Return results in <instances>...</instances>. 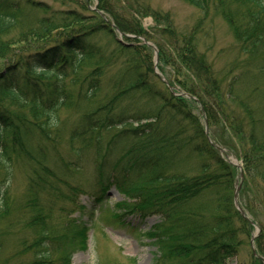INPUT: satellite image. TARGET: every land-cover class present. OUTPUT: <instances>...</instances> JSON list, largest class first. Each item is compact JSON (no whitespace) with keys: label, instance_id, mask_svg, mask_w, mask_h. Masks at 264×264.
Masks as SVG:
<instances>
[{"label":"trees","instance_id":"16d2710c","mask_svg":"<svg viewBox=\"0 0 264 264\" xmlns=\"http://www.w3.org/2000/svg\"><path fill=\"white\" fill-rule=\"evenodd\" d=\"M65 1L76 8L55 9L43 0H0V247L10 229L22 222L23 229L38 224L33 240H21V253L35 255L30 264H54V246L65 252L63 260L71 264L74 250L87 249L94 221L90 228L82 222L66 225L69 232L61 234L56 244L46 227L44 218L49 215L41 196L51 194L53 181L78 193L69 178L72 172L91 167L97 178L92 190H96L95 203L102 205L111 187L139 199L133 207L126 202L116 206L120 213L111 216L116 223L124 225L122 218L130 213L143 219L159 217L158 224L143 233L156 248L155 264H226L251 225L234 205L238 169L210 143L202 115L195 112H205L212 126L221 123L231 129L223 130L224 136L228 133L245 142L238 153L246 174L240 202L249 213L255 208L264 213V112L255 100L260 86L251 85L248 94L243 91L244 82H253L263 66L221 74L199 52L196 31L183 36L169 32L174 36L167 47L165 36L154 40L140 21L116 13L115 3L98 0V9L111 16L122 32L144 36L157 45L159 70L165 74V67L172 64L176 76L172 73L175 79L170 84L195 100L174 96L154 73L146 47L142 54L141 47L119 43L110 23L91 11L88 3ZM185 1L203 11L221 8L235 25L242 53L261 54L264 61V0H241L245 22L238 26L230 6L235 0ZM101 32L110 36L114 49L94 41ZM91 60L94 66L83 72L84 62ZM121 61L109 79L110 92L103 93L104 73ZM83 104L89 109L65 130L60 108ZM214 137L230 151L239 146ZM64 139L67 151L57 152ZM19 159L31 170L24 207L11 198L12 170ZM150 187L155 190H144ZM80 209L85 211L83 206ZM17 211L22 215L14 219ZM263 236L256 239V249L264 258ZM253 260L264 264L260 258Z\"/></svg>","mask_w":264,"mask_h":264},{"label":"rangeland","instance_id":"374dc122","mask_svg":"<svg viewBox=\"0 0 264 264\" xmlns=\"http://www.w3.org/2000/svg\"><path fill=\"white\" fill-rule=\"evenodd\" d=\"M43 1L53 5L55 9L76 8L73 2H67L65 0L62 2H57L58 0ZM75 1L81 2V0ZM83 1L88 3V7L92 6L89 9L98 8L99 6L98 0ZM110 2L112 6L115 3L114 9L116 13L120 12L122 15L129 17L128 19L135 18L140 21L142 28L147 31L148 35L153 37L154 40L157 41L158 39L161 41V39L163 40L162 37L165 36L164 38L166 40H164L167 47H170V42L173 41L174 36L169 32L172 31L178 36H183L185 34L189 35V32L196 31L198 34L197 41L200 48L198 49L199 52H204V54L207 55L208 62H211L214 68L221 74H224L225 71L232 68L235 71H240L246 67H259L258 65L260 63L263 69L258 72V76L256 75V78L252 80L253 82L250 80L244 82L243 91L244 94H248L247 90L251 85H259L260 94L255 100L260 106V109L264 112V61H262V55L256 54L250 56L242 53V46L239 44L240 40L237 39L238 33L234 27L235 25H232L221 8L210 6L207 11H203L185 0H110ZM230 6L231 13L237 18V20H235L236 25L238 26L239 22H245L241 19V15L243 14L242 1L235 0ZM123 9H126V11L129 10V14L132 16L125 12H121L124 11ZM102 14L106 16L108 22L115 24L111 16L104 12H102ZM156 19L159 22H156ZM167 28L170 30L167 31ZM163 30L167 34L162 32ZM258 30L260 32L261 27H259L257 31ZM56 32H61L62 35L67 33L63 30H56ZM62 35L59 36L61 37ZM97 35L98 37L95 36L93 38L95 42H100L105 49L112 50L115 48L113 44H111L110 36H106L103 32ZM116 36L122 39V42L126 45L141 47L142 49L140 51L142 54H144L143 52L145 51L143 48L146 47V52L152 57L154 69L156 62L155 50L158 51L159 48L153 41L141 36L151 45L147 46L144 40L126 38L124 35L120 34L119 31H114V40L117 39ZM36 42V44H40L42 41L36 40ZM261 49H264V42ZM170 51L173 52L174 50L170 49ZM173 58L176 59V56ZM93 63L94 60L84 62L82 67L83 72H87L91 69L94 66ZM121 65L122 61L110 65L107 68L106 73H104L102 85L103 93L110 92L109 86L111 85L109 84V79L113 74H116L118 67ZM159 65L158 63V67ZM172 68V64L165 67L166 73L163 75L168 81H174L176 76ZM75 101L76 98L74 97L73 102ZM92 104H95V102H92ZM239 107L240 106H236L237 109ZM150 108L154 109L155 105H150ZM88 109V104L61 107L59 110V118L61 124H64L63 128H65V130L69 129L71 124L74 121H78L79 117ZM243 112L245 113V109L242 110V113ZM195 113L201 117L200 112ZM202 123L203 125L205 124L204 119H202ZM220 124H214L212 126L208 121L209 134H211L213 138L216 136L221 140H225V142L233 141L238 143L239 146L234 145L235 151L226 149L232 155V157H229V160L230 158H234L238 161L239 165L244 167L242 156L238 153L240 148L244 147L245 142L235 136L231 137L228 133V136H224L223 134L225 133L223 130L231 129L222 127ZM67 149L68 144L66 139L62 140L61 144L56 148L57 152L59 151L62 153L66 152ZM54 151L55 149L51 150L50 155H53ZM30 172L31 170L25 163H22L20 159L16 160L12 170L11 198L18 205L26 204V189L29 183ZM239 174L240 170L238 169L236 180ZM135 178L136 177L132 176L133 180ZM96 179L97 178H94L92 175V168L86 167L80 171L72 172L69 178L71 184L79 188L78 193L73 192L67 185L59 181H53L56 190L52 189L51 194L47 195L45 192L42 193L41 200L49 215L45 217L44 220L46 222V227L51 229L49 234L50 238L54 239L57 244V238L64 232L68 233L69 227L73 226L72 223L82 222L89 227L91 222L96 219L93 230H89L87 234V249L74 250L71 255V264H155L154 258L156 248L150 244L151 239L145 237L143 233L149 231L154 225L158 224L160 220L159 217L151 216L143 219L139 217L137 213H130L122 218L125 222L124 225L115 223L114 220L111 219V216L113 213H120V209H117L116 206L126 202L127 205L129 204L133 207L139 202V199L126 197L115 187H111L104 203L99 205L97 202L95 203L94 194L96 190L94 192L92 191ZM144 190L153 192L155 189L150 187ZM72 193H75V196L72 197ZM73 201L76 203H72ZM24 205L22 207H24ZM81 206L84 207L85 211L80 212ZM26 210L27 209H23L24 212ZM20 213L21 211H17V213L13 215V217L16 216L14 219L21 217L20 215L22 214ZM35 214L36 213H34V215ZM30 216H32V212L27 215L26 220L30 219ZM249 217L255 223V226L251 225L248 234L241 235L243 239L242 244L239 246L238 251L227 260L226 264H253L252 238L255 235H257L258 238L260 235L264 234V213L255 208L253 213H249ZM66 225L69 226L68 229H66ZM23 226L24 223L22 222L18 225V228L16 227L14 230L10 229V233L3 238L2 247H0V264H30L35 259V255L30 251L21 253V240L23 237H26L29 241L33 240L36 236L38 224L37 226L34 224L33 227H25L24 229ZM71 232H73V230H71L70 233ZM261 241L264 246V236ZM257 244L255 240L253 245H255L256 248ZM63 254H65V252L59 250L56 246L52 248V258L55 260L54 264H67L65 260H63ZM170 264L175 263L171 262Z\"/></svg>","mask_w":264,"mask_h":264},{"label":"water","instance_id":"95a60500","mask_svg":"<svg viewBox=\"0 0 264 264\" xmlns=\"http://www.w3.org/2000/svg\"><path fill=\"white\" fill-rule=\"evenodd\" d=\"M156 62H158V58H157ZM241 177H243V171H241ZM235 203H236V206L238 207V209L240 210L242 216L247 218L245 211L241 208L240 203H239V186L237 187L236 193H235Z\"/></svg>","mask_w":264,"mask_h":264},{"label":"bare ground","instance_id":"6f19581e","mask_svg":"<svg viewBox=\"0 0 264 264\" xmlns=\"http://www.w3.org/2000/svg\"><path fill=\"white\" fill-rule=\"evenodd\" d=\"M232 160H233V159H232ZM233 161H234V162H236V160H235V159H234Z\"/></svg>","mask_w":264,"mask_h":264}]
</instances>
